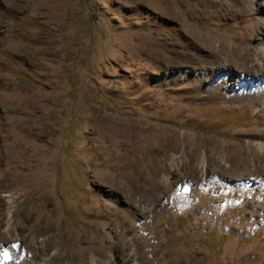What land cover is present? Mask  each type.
Returning <instances> with one entry per match:
<instances>
[{
    "label": "rangeland",
    "instance_id": "374dc122",
    "mask_svg": "<svg viewBox=\"0 0 264 264\" xmlns=\"http://www.w3.org/2000/svg\"><path fill=\"white\" fill-rule=\"evenodd\" d=\"M209 39L264 85V0H0V264H264V170L228 156L264 91Z\"/></svg>",
    "mask_w": 264,
    "mask_h": 264
},
{
    "label": "bare ground",
    "instance_id": "6f19581e",
    "mask_svg": "<svg viewBox=\"0 0 264 264\" xmlns=\"http://www.w3.org/2000/svg\"><path fill=\"white\" fill-rule=\"evenodd\" d=\"M211 40L212 39H209V44L211 45V48H212V43H211ZM220 45V44H219ZM219 48V47H218ZM213 49V48H212ZM226 50V49H225ZM219 51V49H213L211 50L210 52V56L212 58H214V60L211 62L212 64V67H213V70H217V71H221V72H225L226 74H228V76L226 77V82H228L229 85H234V84H239L240 86L241 85H244V88H243V91L239 94L241 96H247V95H261V93L264 91V85L261 87H258V88H254V89H247L248 86L250 85V82H253V79L251 76L254 74V72L251 70V69H254L253 67H251L250 69H246L247 71H242V75L239 74L238 72L239 71H236V69L234 68L233 64L232 63H224V65L222 64V66L218 65L220 63H218L217 59L219 58L217 55L219 53H217ZM207 52V51H206ZM226 53V51H225ZM214 55V57H213ZM232 56V55H231ZM242 58V57H241ZM223 59V58H222ZM221 59V60H222ZM238 59V58H237ZM253 59V58H252ZM250 64V63H249ZM254 65V63H253ZM236 75V76H235ZM251 75V76H249ZM222 83V80H220V84ZM247 87V88H246ZM238 98V97H237ZM104 118V117H103ZM109 118V117H108ZM107 119V118H105ZM99 120V119H98ZM109 120V119H108ZM111 121V120H110ZM106 122V121H105ZM136 131V130H135ZM129 133V132H128ZM132 133V131H131ZM168 137H173L175 136V131H168L166 132ZM133 134V133H132ZM131 135V134H130ZM139 135H140V140L143 141L145 144H149L152 146V148L155 150V151H159L161 153H163L164 151V146L161 145V142L163 141L162 139H165V131L164 129H162L161 127H159L157 124L153 123V124H148L147 126L144 127V129H142L140 132H139ZM186 136V135H185ZM129 138V137H128ZM138 138V137H137ZM136 138V139H137ZM167 138V137H166ZM7 139V138H6ZM130 139H131V136H130ZM172 139V138H171ZM186 139V138H185ZM8 140V139H7ZM132 141V140H131ZM13 142V141H12ZM164 142V141H163ZM10 144V143H9ZM12 144V143H11ZM15 145V144H13ZM24 145V144H23ZM148 145V146H149ZM147 146V145H146ZM240 146V145H239ZM244 147V146H243ZM8 148V147H7ZM151 148V149H152ZM167 148V147H166ZM248 148V147H247ZM258 148V149H257ZM257 148L255 146H249L248 149L244 150V151H233V152H230L228 153V156L231 157L233 160H234V163H232V165H230V167H234L236 166V168L238 169H247L249 167V159L252 157L254 159V161L256 162V165L254 166V168L251 169V171H254L255 173H259L261 171L264 170V151H262V148H263V144L261 145H258ZM213 149L214 151H212L211 153H208V155L210 156L208 158V164L205 165V172L206 171H210V166L212 164H216L219 168H218V171H226L228 169H226L223 165V162H225L226 158H224V155H222L221 153V146L220 144L219 145H213ZM8 150V149H7ZM11 150V148H10ZM211 150V149H210ZM166 152V151H165ZM11 153V156L13 155L12 158H18V156L20 157V155L22 154L21 151H18L16 153L13 154L12 152ZM10 155V154H9ZM8 156V153L7 155ZM40 157H36L35 159L37 160H40L39 159ZM10 159V158H9ZM228 159V158H227ZM28 160V159H27ZM163 160V159H162ZM204 160V159H203ZM253 161V163H255ZM231 162V161H230ZM172 164V163H171ZM252 164V163H251ZM41 166V165H40ZM209 166V167H208ZM230 169V168H229ZM215 173V172H214ZM216 173H218L216 171ZM253 173V172H252ZM45 198H43V195H38L37 197V200L38 201H41L43 202ZM36 202V201H35ZM40 203V202H39ZM30 208V207H29ZM29 210V209H28ZM27 210V211H28ZM23 212V211H22ZM29 213V212H28ZM27 213V214H28ZM35 213V212H34ZM37 213V212H36ZM35 213V214H36ZM26 214V215H27ZM25 215V216H26ZM31 215V214H29ZM33 215V213H32ZM31 217V216H29ZM33 217V216H32ZM46 219V218H45ZM44 220V219H43ZM23 221V220H22ZM45 221V220H44ZM47 221V220H46ZM47 223V222H45ZM21 224V222H20ZM23 225V224H22ZM25 225V224H24ZM51 225V224H50ZM47 226H48V223H47ZM46 226V227H47ZM49 228V227H48ZM47 228V229H48ZM45 229V228H44ZM46 229V231H47ZM43 230V229H42ZM52 230V229H50ZM48 230V232L50 231ZM79 231V230H78ZM13 232V231H12ZM52 232V231H50ZM54 233V232H53ZM4 235L6 233H3ZM54 235V234H53ZM56 241V239H55ZM44 242V241H43ZM51 243V242H50ZM49 243V244H50ZM53 244V242H52ZM44 245V243H43ZM51 245V244H50ZM45 247V246H44ZM44 247L42 249H44ZM46 249V248H45ZM44 249V250H45ZM49 249V248H48ZM58 255V254H57ZM59 259V258H58Z\"/></svg>",
    "mask_w": 264,
    "mask_h": 264
},
{
    "label": "snow or ice",
    "instance_id": "6c2138e0",
    "mask_svg": "<svg viewBox=\"0 0 264 264\" xmlns=\"http://www.w3.org/2000/svg\"><path fill=\"white\" fill-rule=\"evenodd\" d=\"M6 255V254H5Z\"/></svg>",
    "mask_w": 264,
    "mask_h": 264
}]
</instances>
